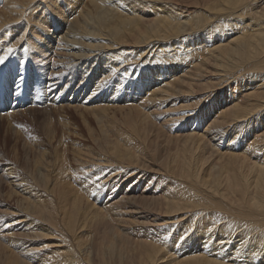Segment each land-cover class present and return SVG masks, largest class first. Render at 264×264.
I'll return each instance as SVG.
<instances>
[{
  "label": "bare ground",
  "instance_id": "6f19581e",
  "mask_svg": "<svg viewBox=\"0 0 264 264\" xmlns=\"http://www.w3.org/2000/svg\"><path fill=\"white\" fill-rule=\"evenodd\" d=\"M1 62L0 264H264V0H0Z\"/></svg>",
  "mask_w": 264,
  "mask_h": 264
},
{
  "label": "rangeland",
  "instance_id": "374dc122",
  "mask_svg": "<svg viewBox=\"0 0 264 264\" xmlns=\"http://www.w3.org/2000/svg\"><path fill=\"white\" fill-rule=\"evenodd\" d=\"M21 48L22 47H20L19 49H21ZM16 65L17 64L13 61L11 67H14V70H15ZM5 68L7 69V67H5ZM4 71H5V69H4V63L1 62V69H0V72H1L0 73V90L2 88H4V86L7 85L6 83L4 84V80H3V78H4ZM27 79H29L28 78V75L26 73H24V75L19 78L20 84H23ZM11 88L13 90H15V84H13ZM245 88H246V85H245ZM176 105L178 106L179 104L177 103ZM2 106H3V101L1 100L0 107H2ZM6 108H7V106H4L3 108H1L2 109L1 111L4 112ZM66 112L72 118L77 119V114L74 112V110H73V112L70 111V110H67ZM43 116L44 115L42 113H39V112H36L35 114H30L29 113L27 115H14L11 118L10 117H6V116L0 114V149L5 153V155H7V156H9L11 158V155L8 153V149L14 143V141H13V137L14 136L12 134H13V130L15 129V125H18L20 127H23L22 134L25 136V138L27 140L31 141V134H32L31 131H33L32 129H36L37 128V126L40 123V120L43 118ZM29 161H30V164H31V159H29ZM8 203L13 204L14 201L13 200L12 201L8 200Z\"/></svg>",
  "mask_w": 264,
  "mask_h": 264
}]
</instances>
